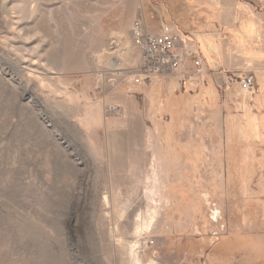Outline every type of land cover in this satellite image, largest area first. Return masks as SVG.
Returning a JSON list of instances; mask_svg holds the SVG:
<instances>
[{
  "label": "rangeland",
  "instance_id": "obj_1",
  "mask_svg": "<svg viewBox=\"0 0 264 264\" xmlns=\"http://www.w3.org/2000/svg\"><path fill=\"white\" fill-rule=\"evenodd\" d=\"M159 3L176 7L171 26L179 6L189 26L213 23L186 33L220 37L236 75L218 86L224 157L200 162L187 201L181 172L140 162L154 125L118 100L143 63L89 31L104 1L0 0V264H264V0ZM245 72L249 106L226 93Z\"/></svg>",
  "mask_w": 264,
  "mask_h": 264
},
{
  "label": "crops",
  "instance_id": "obj_2",
  "mask_svg": "<svg viewBox=\"0 0 264 264\" xmlns=\"http://www.w3.org/2000/svg\"><path fill=\"white\" fill-rule=\"evenodd\" d=\"M103 1L105 7H100L97 11L99 24L98 26L93 25V28L89 26V31L94 29V31L104 33L105 36L108 32L116 33L117 38L121 39L118 47H124V49L129 45L134 47L140 54V63H143L142 54L133 44L131 32L136 19H140L145 32L154 34L160 33L164 26H170L179 35L181 42L178 47L180 50H182V44L191 47L201 59V65L195 66L192 58H186L178 67L165 69V71L147 79L145 83L135 85V88L130 89L129 98L122 95L118 100L123 104L124 109L130 108L132 115L148 118V122H152L154 125L156 137L152 135L148 141L142 143L143 157L140 158V162L143 164L153 162L155 157L163 164L162 172L164 175L166 173L172 175L173 172L177 173V171L181 172L182 176L188 179L183 181L186 190L182 188L184 191L181 192L187 201V195L191 189L188 185L191 182L193 184V177L198 176L197 170L199 171L200 162L223 159L224 157L225 136L222 126L225 117L222 113L223 100H221L218 86L221 87L223 83L231 80V77L235 75L230 70L233 66H225L222 62L226 54L223 48L224 44H222L220 37L217 39L211 37L209 40L189 39L186 33V26H189L188 20L184 17L187 14L186 9H182L180 6L177 18L180 16L179 12L180 14L184 13V15L178 18V23L181 26L177 28L167 22L174 14L175 11L173 10L176 7L159 3L160 0ZM204 6L206 5L202 3L201 7H197L196 10L200 14L204 11L207 12V7ZM213 10V8L210 9L211 12ZM86 12V16L92 15L90 9H87ZM84 15L83 17H86ZM85 22L86 25H91L90 18H83V24ZM196 23L198 25L194 24L189 27L197 28L198 32L207 30V27L214 28L211 22L204 23L203 26H199L202 22L198 20ZM209 24L210 26H208ZM259 37L256 39L258 46L262 41ZM111 41H114V37L111 38ZM210 42L213 44L215 53L212 55L202 53L200 56L197 49L204 50ZM206 52L208 53V51ZM221 67L226 70H219L218 68ZM210 70H215L216 74L211 73ZM143 83L144 86L141 85ZM148 156L149 161L147 160ZM178 183L179 181H177ZM179 184L183 185V183ZM183 197L181 200L185 202Z\"/></svg>",
  "mask_w": 264,
  "mask_h": 264
},
{
  "label": "built area",
  "instance_id": "obj_3",
  "mask_svg": "<svg viewBox=\"0 0 264 264\" xmlns=\"http://www.w3.org/2000/svg\"><path fill=\"white\" fill-rule=\"evenodd\" d=\"M170 26H164L158 34L145 32L140 19H136L132 26L133 44L141 51L143 66L133 78L135 83L145 82L159 70L173 69L184 62L186 58H192L195 66L201 65V59L191 47L181 45L178 33ZM239 85L243 90H251L255 87V80L251 73L245 72Z\"/></svg>",
  "mask_w": 264,
  "mask_h": 264
},
{
  "label": "trees",
  "instance_id": "obj_4",
  "mask_svg": "<svg viewBox=\"0 0 264 264\" xmlns=\"http://www.w3.org/2000/svg\"><path fill=\"white\" fill-rule=\"evenodd\" d=\"M237 79H240L239 77H237ZM226 93L229 95V96H231V95H235V96H238L240 99H242L243 101H242V103H244V104H246V105H248L249 106V102H250V100H251V98H250V96H252V95H250V94H248V92L245 90H239V87H238V85L235 83V84H231V86H229L228 87V90H226ZM228 118H230L229 119V121L227 122V126H228V129L229 130H232V128H233V126H234V124L238 121V119H236V118H238V116L235 114V113H232V115H229L228 116ZM232 118V119H231ZM234 119V120H233ZM264 122V121H263ZM241 127H248V125H247V123H246V126L245 125H241ZM249 128V127H248ZM253 131V130H252ZM257 133V132H256ZM233 142H234V144H233ZM231 143L233 144V145H231L230 146V151L231 152H233V149H235L236 148V146H237V144H235V138L233 137H231ZM250 145V144H249ZM248 147V146H247ZM248 149H250V148H247V149H245V151H247ZM251 150V149H250ZM258 152H259V150H258Z\"/></svg>",
  "mask_w": 264,
  "mask_h": 264
}]
</instances>
